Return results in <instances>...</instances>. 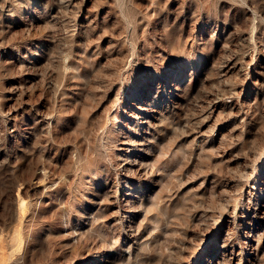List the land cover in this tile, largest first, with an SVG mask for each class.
Segmentation results:
<instances>
[{
  "label": "rangeland",
  "instance_id": "1",
  "mask_svg": "<svg viewBox=\"0 0 264 264\" xmlns=\"http://www.w3.org/2000/svg\"><path fill=\"white\" fill-rule=\"evenodd\" d=\"M0 264H264V0H0Z\"/></svg>",
  "mask_w": 264,
  "mask_h": 264
}]
</instances>
